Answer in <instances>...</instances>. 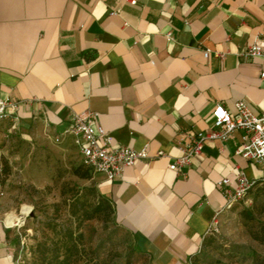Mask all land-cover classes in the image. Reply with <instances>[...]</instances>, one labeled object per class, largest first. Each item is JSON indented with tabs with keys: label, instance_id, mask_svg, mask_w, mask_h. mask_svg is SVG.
Here are the masks:
<instances>
[{
	"label": "crops",
	"instance_id": "obj_1",
	"mask_svg": "<svg viewBox=\"0 0 264 264\" xmlns=\"http://www.w3.org/2000/svg\"><path fill=\"white\" fill-rule=\"evenodd\" d=\"M256 37L264 0H0V96L25 102L20 120L62 133L73 113L97 111L113 146L147 147L150 159L96 182L151 264H188L226 205L217 182L236 184L239 169L264 178L236 154L239 130L207 140L185 175L169 169L185 133L214 126L219 102L264 113V58L246 54ZM16 239L0 216V264H16Z\"/></svg>",
	"mask_w": 264,
	"mask_h": 264
},
{
	"label": "rangeland",
	"instance_id": "obj_2",
	"mask_svg": "<svg viewBox=\"0 0 264 264\" xmlns=\"http://www.w3.org/2000/svg\"><path fill=\"white\" fill-rule=\"evenodd\" d=\"M81 164L76 137L39 117L0 124V216L19 240L16 264H52L71 247L70 264H151L114 210L94 211L104 195L94 172L74 173ZM257 188L223 209L188 264H264V193Z\"/></svg>",
	"mask_w": 264,
	"mask_h": 264
},
{
	"label": "built area",
	"instance_id": "obj_3",
	"mask_svg": "<svg viewBox=\"0 0 264 264\" xmlns=\"http://www.w3.org/2000/svg\"><path fill=\"white\" fill-rule=\"evenodd\" d=\"M136 4L137 0H129ZM119 10L111 8L110 14L116 15ZM169 40L173 39L172 32L167 33ZM211 51L206 49L204 54L208 57ZM246 54L251 57L264 58V43L256 37L249 44ZM264 77V71L262 72ZM8 94L0 96V124L7 120L18 122L22 104ZM234 109H229L218 103L213 111L214 126L209 130L197 133H185L179 140L182 151L180 157H170L169 169L185 175V168L191 160L201 154L207 140L228 141L236 131L242 132L241 146L236 149V154L243 156L248 161L261 165L264 168V113H255L245 100H238ZM99 113L94 110H85L72 114L71 125L66 130L76 137L82 162L91 167L94 173H101L109 180L122 176L124 170L133 167L138 161L151 158L147 147L138 150L131 146H113L112 136L98 123ZM157 156L166 155L163 150ZM257 180L248 177L242 169L238 170L236 184L230 178H223L217 182L226 197L224 208L230 209L243 200L248 191ZM217 220L215 225L217 224ZM6 225L9 226L7 222Z\"/></svg>",
	"mask_w": 264,
	"mask_h": 264
},
{
	"label": "trees",
	"instance_id": "obj_4",
	"mask_svg": "<svg viewBox=\"0 0 264 264\" xmlns=\"http://www.w3.org/2000/svg\"><path fill=\"white\" fill-rule=\"evenodd\" d=\"M0 170H2V169L0 168ZM3 172H4V174H7L9 172L8 165L3 168ZM90 172H94L93 169L91 167L85 165L82 162V164L80 166L75 168V172L74 173L76 175H78L79 177H81V178H90L91 177ZM0 175H2V174L0 173ZM261 183H263L262 180H257V182L254 184V186L248 191V194H250L256 187H258L257 190H259V191L264 193V186H259ZM93 209L97 213H99V212L101 213V212H104V211H112V210H114V212L116 213L114 205L105 196H101V200L94 206ZM72 237H73V235H71V238ZM18 243H19V240L16 239L15 240V247L18 246ZM44 253H45V251H44ZM71 257H72V247L68 251V253L62 258V260H58L59 257L52 256L50 261H51V263L53 262L52 264H70ZM44 260H42V262H44Z\"/></svg>",
	"mask_w": 264,
	"mask_h": 264
},
{
	"label": "bare ground",
	"instance_id": "obj_5",
	"mask_svg": "<svg viewBox=\"0 0 264 264\" xmlns=\"http://www.w3.org/2000/svg\"><path fill=\"white\" fill-rule=\"evenodd\" d=\"M6 220H7V218H6ZM19 221H21V220H19Z\"/></svg>",
	"mask_w": 264,
	"mask_h": 264
}]
</instances>
